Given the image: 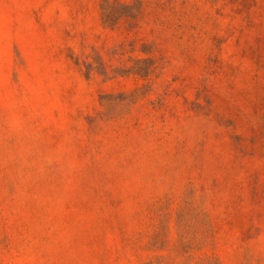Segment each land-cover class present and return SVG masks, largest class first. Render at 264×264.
Instances as JSON below:
<instances>
[{
	"label": "rangeland",
	"instance_id": "obj_1",
	"mask_svg": "<svg viewBox=\"0 0 264 264\" xmlns=\"http://www.w3.org/2000/svg\"><path fill=\"white\" fill-rule=\"evenodd\" d=\"M0 264H264V0H0Z\"/></svg>",
	"mask_w": 264,
	"mask_h": 264
}]
</instances>
